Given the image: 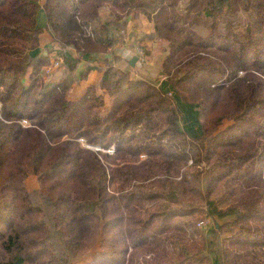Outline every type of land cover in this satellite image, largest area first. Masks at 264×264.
I'll return each mask as SVG.
<instances>
[{
    "label": "trees",
    "instance_id": "16d2710c",
    "mask_svg": "<svg viewBox=\"0 0 264 264\" xmlns=\"http://www.w3.org/2000/svg\"><path fill=\"white\" fill-rule=\"evenodd\" d=\"M40 9L60 46L114 59L127 18L145 15L200 136L129 65L103 62L105 113L94 88L68 100L46 85L31 55ZM198 213L221 237L191 249L171 219ZM94 248L85 264H264V0H0V264H75Z\"/></svg>",
    "mask_w": 264,
    "mask_h": 264
},
{
    "label": "crops",
    "instance_id": "0c3cea01",
    "mask_svg": "<svg viewBox=\"0 0 264 264\" xmlns=\"http://www.w3.org/2000/svg\"><path fill=\"white\" fill-rule=\"evenodd\" d=\"M101 11L102 10H100V14L97 19L98 23H102L109 18L108 11L105 8L103 9V11H106L107 14L103 15ZM36 25L41 29V33L39 35L38 46L31 51V55L38 58H43L45 61L44 65L41 66L40 69V71L42 72L41 76L44 83L46 85L58 83L66 84L67 88L65 91V96L68 100L77 99L81 95H83L89 88H94L98 94L103 95L104 105L102 106V108H100V110L103 112H107L112 103V98L104 89L100 87L104 61L92 59L89 54L82 56L71 47L60 46L54 40L52 34L47 29L46 15L43 9H40L37 12ZM152 27V22L149 21V19L143 14L137 15L134 18H132V16H129L126 20V26L124 27L122 40L119 41L113 51L115 59L110 53L112 55L111 61L112 63H114L115 67L117 66L123 69H128L129 65L132 68V74L135 78L142 80H148L152 78L151 80L155 82L158 88H160L165 94L173 98L177 111L179 112L180 110L181 113L183 111V113L185 114L187 118L186 120L189 121L184 123V126L187 127L183 129L186 134L191 138L198 137L201 134V130L199 126L196 125V122H192V119H195V117L191 114L187 105L180 101L181 99L177 96L176 92L172 88L171 84L167 81V79L162 77L161 75V64L165 56V52L162 51L161 48L163 44L159 46L161 51L159 52V49L155 48L158 42L146 38V35H148L152 31ZM129 33L131 34L130 37L127 36V34ZM140 44H145V46L148 48L147 60L140 61L138 59L136 48L138 47L137 45ZM154 55H157L156 57L158 58H155ZM58 56H60L62 59L60 65L58 67H53L50 73H46L45 70ZM134 56L137 57V60L135 61L134 66H131L129 64V61ZM65 58H69L71 60L77 58L78 60L75 65L73 64L71 65V67H69L64 62ZM154 60H156V62ZM88 66H90L91 69L87 71L85 76H82L81 74L86 71V68ZM31 71L32 68L29 67L22 79L24 84H27L29 82ZM192 126H195L196 128H198V130L192 129ZM31 177L32 176L28 178L26 186ZM35 187H37V183Z\"/></svg>",
    "mask_w": 264,
    "mask_h": 264
},
{
    "label": "rangeland",
    "instance_id": "374dc122",
    "mask_svg": "<svg viewBox=\"0 0 264 264\" xmlns=\"http://www.w3.org/2000/svg\"><path fill=\"white\" fill-rule=\"evenodd\" d=\"M186 1L187 0H182V4H184ZM103 9H101L102 10L101 11L102 14L103 15L107 14L106 11H103ZM131 16H132V18H134L133 15H131ZM240 19L243 21L245 18L242 17ZM127 36L130 37L131 34L129 33V34H127ZM157 42H158V44L156 45L155 48L156 49L158 48L159 52H161L159 46L161 44L164 45V42L163 43H162V41H157ZM137 46L139 47V45H137ZM143 54H144L145 60H147V55L148 54H146L144 52H143ZM159 55H160V53H159ZM156 56L154 55L155 58H158ZM154 61L156 62V60H154ZM159 62H160V60H159ZM151 79H148L149 81L148 80H144V81H148L150 83L155 84V82L153 80H151ZM179 113H180L179 124L182 126V129L187 128V127L184 126L185 125L184 123L189 122V121L186 120L187 118H186L185 114L183 113V111L181 113L180 110H179ZM192 122L195 123L196 122L195 119H192ZM227 124H229V122L224 121L223 124L220 126L221 127L220 129H223ZM192 129L198 130V128H196L195 126H192ZM201 165H203V163ZM35 180H36L35 177H31L30 178V181L27 183V186L30 184L29 185L30 187L28 186V188H31V189H29V190L33 191L36 188L35 187L36 186V181ZM33 186H34V188H33ZM161 203H162V201L159 202V204H161ZM171 223L172 224H178L179 223V224L188 225V231H187V234L185 235V238L183 239L182 243L187 244L186 246L190 247L191 249L192 248L201 247L204 238H205V242L206 241H211L212 242L213 240L216 241V239L218 240V238L221 237V236L218 235V233L216 231H213V229H214L213 227L217 226L215 224V220L213 218H211V217H205L203 213H201V214L198 213V214H195L194 216H179V217L176 216V217H173L171 219ZM175 234H178V233L175 232ZM180 236H182V235H180ZM95 250H96V248H94L91 253H89L87 256H85L82 260L77 261L75 264H85L86 262L90 261L91 256L93 254V251H95ZM168 250H170V249H168ZM150 257H151L150 254L146 255V260L150 261Z\"/></svg>",
    "mask_w": 264,
    "mask_h": 264
},
{
    "label": "water",
    "instance_id": "95a60500",
    "mask_svg": "<svg viewBox=\"0 0 264 264\" xmlns=\"http://www.w3.org/2000/svg\"><path fill=\"white\" fill-rule=\"evenodd\" d=\"M89 55L92 59H95L98 61H106L107 60L110 62L112 60V55L110 53L95 52V53H91ZM136 60H137L136 56L132 57L131 60L129 61V64L131 66H134Z\"/></svg>",
    "mask_w": 264,
    "mask_h": 264
},
{
    "label": "built area",
    "instance_id": "2783aa9c",
    "mask_svg": "<svg viewBox=\"0 0 264 264\" xmlns=\"http://www.w3.org/2000/svg\"><path fill=\"white\" fill-rule=\"evenodd\" d=\"M136 50H137V53H138V59H139L140 61L145 60V58H144V54H143V51L140 49V47H137ZM61 62H62L61 57H60V56L56 57V59H55L53 62H51V64H50V65L48 66V68L45 70L46 73H50V72H51V69H52L53 67H58V66L60 65Z\"/></svg>",
    "mask_w": 264,
    "mask_h": 264
}]
</instances>
